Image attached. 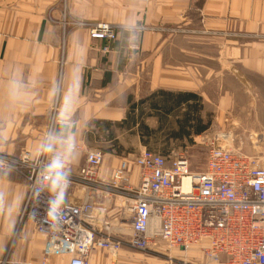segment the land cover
Masks as SVG:
<instances>
[{
    "label": "crops",
    "instance_id": "obj_1",
    "mask_svg": "<svg viewBox=\"0 0 264 264\" xmlns=\"http://www.w3.org/2000/svg\"><path fill=\"white\" fill-rule=\"evenodd\" d=\"M99 22L114 27V41L90 39V25ZM201 31L218 37L207 40ZM230 36L246 40L237 44ZM261 40L264 0H0V154L42 149L54 105L67 125L52 129L51 152L74 169L101 140L102 175L126 153L117 140L132 129L134 152L151 138L166 141V118L183 125L176 138L191 139L201 127L193 135L186 125L202 123L200 106L217 109V117L229 107L207 85L236 69L254 84L264 81ZM207 42L215 50L204 53ZM252 107L243 114L259 122L264 110ZM68 143L83 150L68 151ZM161 150L151 152L166 155ZM26 192L24 176L0 171V264H44L46 238L20 221ZM188 257L203 262L194 252ZM161 258L124 248L114 260L166 264ZM111 260L104 251L88 255L89 264ZM67 262L49 256L45 264Z\"/></svg>",
    "mask_w": 264,
    "mask_h": 264
},
{
    "label": "built area",
    "instance_id": "obj_2",
    "mask_svg": "<svg viewBox=\"0 0 264 264\" xmlns=\"http://www.w3.org/2000/svg\"><path fill=\"white\" fill-rule=\"evenodd\" d=\"M89 30L90 39H116L107 23L91 24ZM56 115L54 105L43 147L35 154H0V171L26 180L20 221L46 238L44 264L49 256L89 264L93 250L106 252L115 264L124 248L161 256L166 264H264V132L259 151L248 154L228 147L226 135L212 131L203 171H192L183 153L143 149L118 157L101 175V150L86 151L77 169L44 150L52 129L67 125ZM67 148L83 150L74 143ZM56 157L64 165L58 183L48 179L55 175L49 165ZM171 250L180 255L166 253ZM190 252L203 262L191 260Z\"/></svg>",
    "mask_w": 264,
    "mask_h": 264
},
{
    "label": "rangeland",
    "instance_id": "obj_3",
    "mask_svg": "<svg viewBox=\"0 0 264 264\" xmlns=\"http://www.w3.org/2000/svg\"><path fill=\"white\" fill-rule=\"evenodd\" d=\"M201 32V35H204L207 40L211 37H218L212 33ZM175 34L184 35L182 32H176ZM229 38L234 39L237 44L246 40L239 36H230ZM261 42H264V40H261ZM185 46L188 48L186 50H191L189 49L190 45ZM203 50V52L206 53L215 50V48L211 46V43L207 42L206 44H203ZM251 78L252 77H250V79ZM221 79L223 80L222 83H211L207 85L206 87L208 89H206V91L208 93L216 94L217 96H215V100L220 99L222 96H226L225 99H227L226 101L229 107L223 115L217 117V109L214 110L206 107V105L204 107L200 106V109L197 110L202 112V123H196L193 121V124L188 123L186 125L188 129L194 132L193 135L196 133L195 131L201 127V130L197 135L192 136L191 139L176 138V133L174 131L181 128L183 125L176 124L173 121V118H166V141L162 136L161 138H151L150 140L144 141L147 146L146 149H143L161 152L162 148L164 151L166 150V154H169L170 152L183 153V156L189 162L190 169L194 172L203 171L205 169L208 153L207 139L211 137L210 135L212 131H214V133L225 134L227 140L225 143L230 148L240 149L242 152L248 154H253L254 152L259 151L262 141H260L258 137L264 132V116L260 118L261 120H258L259 122H251L250 119L248 120L247 114L243 113L246 112L249 114V110L253 109V105L258 106L261 111L264 110V81H260L261 83L255 82L256 84H254L245 75H242L238 69L235 70L233 76L222 77ZM212 102H214V100ZM240 104L243 108L238 107ZM194 109H196V107L192 110L194 111ZM131 125H126V129H131ZM137 145L138 140L136 139L135 131L133 129L120 135L119 140H117V146L126 152L122 155L123 157L126 155L138 154L139 152H134ZM104 147L105 142L98 140L97 149H101L105 152L106 150ZM115 159L117 160V158ZM109 213L115 215L116 210L112 208ZM168 252L175 257L180 255V252L177 250L167 251L166 253ZM162 259L163 258H161V260ZM194 261L200 263L198 262L199 260Z\"/></svg>",
    "mask_w": 264,
    "mask_h": 264
},
{
    "label": "clouds",
    "instance_id": "obj_4",
    "mask_svg": "<svg viewBox=\"0 0 264 264\" xmlns=\"http://www.w3.org/2000/svg\"><path fill=\"white\" fill-rule=\"evenodd\" d=\"M44 150L45 151H52V145L51 144L45 145ZM63 166L64 165H63L62 161L58 157L54 158L49 165V172H52L55 175L49 176L48 179H52L56 183H58L60 180H62L63 176L60 174V170L63 168Z\"/></svg>",
    "mask_w": 264,
    "mask_h": 264
}]
</instances>
